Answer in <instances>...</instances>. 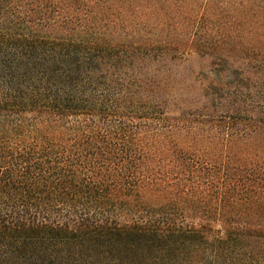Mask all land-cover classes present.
<instances>
[{
	"label": "trees",
	"instance_id": "16d2710c",
	"mask_svg": "<svg viewBox=\"0 0 264 264\" xmlns=\"http://www.w3.org/2000/svg\"><path fill=\"white\" fill-rule=\"evenodd\" d=\"M220 3L0 0V264H264V0Z\"/></svg>",
	"mask_w": 264,
	"mask_h": 264
},
{
	"label": "rangeland",
	"instance_id": "374dc122",
	"mask_svg": "<svg viewBox=\"0 0 264 264\" xmlns=\"http://www.w3.org/2000/svg\"><path fill=\"white\" fill-rule=\"evenodd\" d=\"M220 2H222V4L224 6L221 7V3H220L219 5H215V7H213V9H214L215 14H217L218 17H221V21L223 23H226V20H224V18H222V17L229 18L227 15H229L231 17H236V18H232V19H239V17H244L245 15L251 16L252 13H254L255 11L258 10L257 6L253 3H247L245 6L242 7V0H220ZM200 13H202V12H200ZM249 22L250 21H248V20H241L240 19V20L235 21V25L237 27H239V26L241 27V24H243L244 27H241V28L248 29L249 25L253 26V24L249 23ZM218 24H221V23H218ZM238 62H239V65H246V62L243 60V58L240 59ZM203 66H205V64L201 61H198V60L194 61L191 64V67L196 71H199V69L202 68Z\"/></svg>",
	"mask_w": 264,
	"mask_h": 264
}]
</instances>
